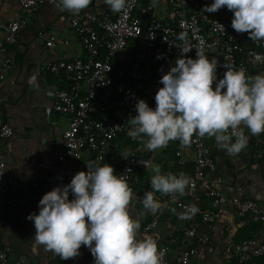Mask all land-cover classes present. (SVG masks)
<instances>
[{
    "label": "built area",
    "instance_id": "1",
    "mask_svg": "<svg viewBox=\"0 0 264 264\" xmlns=\"http://www.w3.org/2000/svg\"><path fill=\"white\" fill-rule=\"evenodd\" d=\"M98 1L103 3V0ZM19 2L21 13L6 25L4 41L8 45L18 42L29 17L35 15L41 7L55 6L54 0ZM141 2L130 0L127 10L120 13H114L108 8L103 13L89 10L71 16L70 25L84 50L83 58L57 57V49L68 47L70 39H60L56 30L38 32L46 51L56 57L50 56L45 60L35 70L36 74L42 78L64 75L69 85L66 88L52 86L47 90L49 109L63 121L57 128L62 145L56 147L48 157L38 152L27 154V159H34L39 169L49 167L48 191L69 184L76 173L86 172L84 160L87 157L93 156L97 163H103L114 152V141L120 135L131 143L136 142L127 136L131 128L129 112L140 99L150 104L148 96L160 84V76L163 75L153 62L157 60L158 54L177 60L181 51L170 46V42L180 43L176 40L180 32H187L194 47L186 56L196 58L195 47H200L210 59L215 57L218 60V79L223 78L227 71L223 67L224 63L231 64L235 69L243 68L250 76L253 68L264 71V41L254 43L247 33H237L231 27L233 12L226 6L214 13H202L203 7L214 1L155 0L154 3L149 0L148 4L140 5ZM219 23L224 29H221ZM131 45L135 46L132 56L129 55ZM2 50L5 51L4 48ZM115 60L126 65L117 67L113 63ZM12 68V57L5 55L0 61V81L6 78ZM116 78L124 80L118 89L119 98L115 97L112 90ZM141 94L145 96L142 98ZM242 130L249 137L247 147L255 148L254 157L257 160L264 157V137L251 135L247 128L242 127ZM13 135L12 123L3 121L0 112V138L12 139ZM212 148L206 146L204 138L194 136L190 148L180 147L177 150L179 164L184 165L188 160L193 163V173L189 176L192 184L186 190L187 198L178 196L173 202L169 196L154 194L162 203H175L177 213L193 204L199 208L192 219L178 220L186 225V236L205 245L209 252L214 250V238L230 231L231 225L226 218L229 212L232 211L238 217H257L264 222V201L227 195L216 188L198 192L207 174L217 168ZM140 161L139 157L131 154L127 159L123 158L118 175H124L125 181L129 183L134 170L143 166ZM8 162V159L0 157V221L14 217L16 213L28 216L29 205L37 198L35 190L40 189L39 184L33 182L21 190L18 182L8 177ZM136 204L142 202L137 201ZM165 216L163 210L152 214L150 221L141 229L142 232L150 233L157 229ZM200 225L208 233H200ZM176 242L175 235L159 242L158 250L163 253V264H171V246ZM9 252L10 248L0 241V264H12ZM80 253L83 256L91 254L84 246ZM197 254V245L184 248L176 255L173 264H199L196 261ZM263 255L264 237L256 236L239 242L226 261L232 264L231 260L236 259L238 264H245ZM19 264L32 263L24 260Z\"/></svg>",
    "mask_w": 264,
    "mask_h": 264
},
{
    "label": "clouds",
    "instance_id": "2",
    "mask_svg": "<svg viewBox=\"0 0 264 264\" xmlns=\"http://www.w3.org/2000/svg\"><path fill=\"white\" fill-rule=\"evenodd\" d=\"M91 3L92 0H54L59 11L72 14H79ZM103 3L112 12L120 13L127 10L130 0ZM225 6L233 12L231 27L237 33H247L254 43L264 41V0H214L201 11L214 13ZM176 40L180 43L171 41L170 46L179 48L181 55L159 81L163 87L155 95V108L138 100L127 136L148 152L166 148L175 140L185 149L191 147L194 136L214 138V143L228 155H238L249 141L242 127L253 136L264 133V74L250 76L243 68L224 63L227 71L218 79L219 62L215 57L210 59L200 47H195L196 58L186 56L194 48L187 32H180ZM162 58V54L157 55V59ZM121 155L129 157L126 152ZM140 163L152 173L151 190L139 198L145 214L155 215L165 207L155 193L175 202L192 184L182 172L165 174L159 164L150 160ZM87 169L76 173L69 184L44 194L38 202V214L26 217L36 229L33 252L42 246L61 260H68L79 256L84 246L90 250L94 264H163L156 239L151 235L140 237L141 222L131 213L132 202L138 196L124 175H117L109 163L89 162ZM171 211L180 220H190L199 208L193 204L179 213L175 208Z\"/></svg>",
    "mask_w": 264,
    "mask_h": 264
},
{
    "label": "crops",
    "instance_id": "3",
    "mask_svg": "<svg viewBox=\"0 0 264 264\" xmlns=\"http://www.w3.org/2000/svg\"><path fill=\"white\" fill-rule=\"evenodd\" d=\"M108 8L106 4L92 0L87 9L79 14H72L59 11L55 6L45 5L35 15L29 17L28 24L20 34L18 42L9 46L8 54L13 59V68L6 78L0 81V112L6 121L12 123L14 135L12 139L0 138V157L9 160L8 177L11 181H17L21 190L33 182L39 184L40 189L35 190L37 198L31 201L28 215L33 212L38 214V202L44 194L49 192L47 178L50 170L49 167L39 169L34 159H27V154L38 152L48 157L56 147L62 145L58 129L63 121L57 113L49 109L50 98L47 95L50 87L60 86L59 76L50 75L42 78L35 72L50 56H56L46 51L44 43L38 37V32L56 30L60 39H70L71 43L68 47L57 49V57L83 58L85 53L70 25V17L89 10L103 13ZM20 13L19 0H0V61L4 59L5 51H7L2 50L6 25ZM175 62L173 58L163 57L153 63L161 70V74H166ZM257 74H264V71L261 68H253L251 76ZM161 87H163L161 83L156 85L148 96L153 108L156 106L155 95ZM260 135L264 136V133ZM166 148L148 152L140 143L135 148L119 142L114 144V152L109 156L107 163L114 167L118 175L123 160L121 154L126 152L129 155L138 154L141 161L150 160L152 164H159L165 174L168 169L167 173L179 175L181 172L176 173L171 170V160ZM211 152L216 158L217 168L207 174L205 181L198 188L199 193L209 188H216L227 195L264 201V157L257 160L254 157L255 148L247 147L238 155L230 156L215 144ZM187 163H192V160H188ZM141 168L144 169L142 178H135L128 184L138 196V199L133 200L131 213L140 220L142 229L150 221L152 214H145L146 210L143 205L136 204V202L141 201L139 198H143L144 193L151 190L150 176L152 173L151 169L144 165ZM181 197L187 198V195ZM163 204L165 207L161 210L166 216L161 220L159 227L150 233H143L140 229V237L153 236L158 248L159 242L167 240L171 235L179 238V242L171 246L172 251L169 255L171 264L174 263L176 255L182 249L195 245L198 247L196 261L199 264H227L226 260L239 243L236 239L239 232L248 229L254 232V237H264V222L253 217H238L231 211L226 216L231 225L230 231L224 236L214 238V250L209 252L205 245L198 244L186 236L184 233L186 225L177 220L171 211L172 208L176 209L175 203L163 201ZM26 217L16 213L14 217L3 218L0 221V241L10 248L12 264H19L24 260H30L32 264H94L92 254L87 256L80 254L75 258L61 260L52 252L45 251L42 246L33 252L32 239L36 229L33 222ZM199 232L208 233V230L200 225Z\"/></svg>",
    "mask_w": 264,
    "mask_h": 264
},
{
    "label": "trees",
    "instance_id": "4",
    "mask_svg": "<svg viewBox=\"0 0 264 264\" xmlns=\"http://www.w3.org/2000/svg\"><path fill=\"white\" fill-rule=\"evenodd\" d=\"M149 3V0H142L141 4L140 5H146ZM95 11V10H94ZM100 13V12H99ZM9 46L6 42H4V44L2 45V47L7 50L5 51V55H9L8 54V50H9ZM135 46L134 45H131V50H130V53L129 55L132 56L133 55V48ZM113 63L117 66V67H124L126 64L124 62H121V61H113ZM59 81L61 82L60 83V86L62 88H66L68 87V83H67V80L66 78L64 77V75H61L58 77ZM124 80L123 79H120V78H116L115 79V82L114 84L112 85V90H113V93L115 95V97L119 98L120 97V92H118V89H119V86L121 84H123ZM142 98L145 96L144 94H141ZM150 107H152L151 104H149ZM129 115L130 117H134L136 115V111H135V108L132 109L130 112H129ZM1 117H2V120L3 121H6V118H4L1 114ZM259 136H262V135H259ZM264 137V136H262ZM119 142H123L125 145H130V146H133V147H137L139 145V142L136 141L135 143H131L125 136L123 135H120L115 141H114V144L116 143H119ZM180 142L179 141H171L169 142V145L168 147L166 148L167 149V152H168V156H169V159L171 160V170L172 171H175L176 173L177 172H182L184 173L185 175H187L188 177L193 173V163H186L184 165H181L179 164V157L177 156V150L180 148ZM110 155H108L106 157V159L104 160L103 163H97L94 159L93 156L91 157H87V160L85 159L84 160V166H85V169H87V163L89 162H93L95 161L97 164L99 165H103V164H106L108 162V158H109ZM167 168H169L168 166H166ZM121 169V168H120ZM143 170L141 167H137L132 176H131V179L130 181H134L135 178H139L141 179L142 178V174H143ZM168 169L166 170V173H167ZM203 204L206 205V201L203 202ZM246 217H253V216H246ZM175 218L178 220L177 218V215H175ZM253 218H256L258 219L259 221H261L259 218L257 217H253ZM262 222V221H261ZM254 238V232H250L248 229L246 230H243L241 232L238 233L236 239L238 242H242V241H246V240H249V239H252ZM179 242V238H177V243ZM9 257H10V252H9ZM232 264H238V261L236 259H232L231 260ZM245 264H264V255L261 256V257H256L253 259V261H250V262H247Z\"/></svg>",
    "mask_w": 264,
    "mask_h": 264
},
{
    "label": "water",
    "instance_id": "5",
    "mask_svg": "<svg viewBox=\"0 0 264 264\" xmlns=\"http://www.w3.org/2000/svg\"><path fill=\"white\" fill-rule=\"evenodd\" d=\"M205 143H206V146H207V147L212 148V147L215 145V143H214V138H213V139L205 138ZM131 156L139 157L138 154H131Z\"/></svg>",
    "mask_w": 264,
    "mask_h": 264
}]
</instances>
